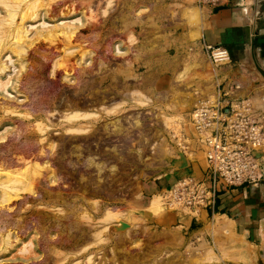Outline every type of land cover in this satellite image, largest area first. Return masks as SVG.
I'll return each mask as SVG.
<instances>
[{"label":"rangeland","instance_id":"rangeland-1","mask_svg":"<svg viewBox=\"0 0 264 264\" xmlns=\"http://www.w3.org/2000/svg\"><path fill=\"white\" fill-rule=\"evenodd\" d=\"M65 1L0 0V152L14 165L0 169V264H239L243 249L231 233L211 239L194 235V226L161 223L163 212L196 217L205 210L164 197L170 191L175 201L172 189L198 181L205 167L204 135L190 115L198 101L213 100L222 66L211 65L199 44L207 7L196 0H88L81 7L80 0ZM70 24L76 34L63 36ZM87 68L82 78L74 76ZM252 75L264 86L256 70ZM53 89L58 94L49 104ZM70 97L80 104L101 97L102 103L53 109ZM74 112L97 115L89 124L99 128L97 144L67 140L70 123L63 117ZM25 146L34 150L28 159L17 150ZM76 146L92 160L82 187L59 165L58 153L66 160ZM38 164L40 175L30 170ZM26 168L31 179L4 202L6 176ZM87 177L99 180L98 192Z\"/></svg>","mask_w":264,"mask_h":264},{"label":"crops","instance_id":"crops-1","mask_svg":"<svg viewBox=\"0 0 264 264\" xmlns=\"http://www.w3.org/2000/svg\"><path fill=\"white\" fill-rule=\"evenodd\" d=\"M198 38L202 47L219 46L230 54V62L217 68L221 87L237 88L230 93L239 99L261 97L256 90L263 85L252 74L256 66L264 72V0H220L217 7L205 8ZM163 216V224L186 230L194 226V235L209 233L212 239L229 232L235 247L243 249L237 254L239 264H264V185L223 189L196 217L180 212Z\"/></svg>","mask_w":264,"mask_h":264},{"label":"built area","instance_id":"built-area-1","mask_svg":"<svg viewBox=\"0 0 264 264\" xmlns=\"http://www.w3.org/2000/svg\"><path fill=\"white\" fill-rule=\"evenodd\" d=\"M205 7H217L220 0H196ZM211 65L230 62L229 52L219 46H203ZM237 88L218 86L213 100L198 101L191 112L192 126L203 133L205 167L200 179L180 183L172 189L169 204L207 209L223 189L264 185V96L259 102L239 99L230 93ZM174 202V203H172ZM168 204V205H169Z\"/></svg>","mask_w":264,"mask_h":264},{"label":"bare ground","instance_id":"bare-ground-1","mask_svg":"<svg viewBox=\"0 0 264 264\" xmlns=\"http://www.w3.org/2000/svg\"><path fill=\"white\" fill-rule=\"evenodd\" d=\"M86 1H88V0H80V2L78 3V2H76V1H73V2H76V3H78L79 4V6L81 7V6H83V3L85 2L86 3ZM65 2H67V0L65 1ZM60 3V2H59ZM63 3V4H62ZM70 3V2H69ZM71 3H72V1H71ZM28 4V3H27ZM55 6V5H54ZM63 6H65V4H64V2H61V4L60 5H57V7L56 8H54V9H56V10H54V9H52V10H50L51 11V13H53L54 11H58L59 9H61ZM72 6H73V4H72ZM33 15V14H32ZM23 18H24V16H23ZM22 27V26H21ZM20 28V27H19ZM24 29V28H23ZM76 27H74L73 28V26H72V24H70V25H65V26H63L62 27V32L65 34H70V33H74L75 31H76ZM85 29V28H84ZM89 29V28H88ZM78 30V29H77ZM13 31V30H12ZM16 33L18 32V29H16V31H15ZM15 32H13V35L15 34ZM63 35V36H66L67 37V35ZM74 34H76V33H74ZM23 36V35H22ZM71 36V35H70ZM79 36V35H78ZM95 36V35H94ZM24 37V36H23ZM65 37V38H66ZM74 37H75V35H74ZM74 37H73V39H74ZM81 37V36H80ZM96 37V36H95ZM70 38V37H69ZM72 38V37H71ZM25 39V38H24ZM75 39H77V38H75ZM79 39V38H78ZM92 39H93V36H92ZM92 39H90V40H92ZM70 40V39H69ZM84 39H82V41L80 42V40H79V42H80V44L83 42V44H84V42H85V40L83 41ZM78 41V40H77ZM90 42V41H89ZM91 42H94V39H93V41H91ZM78 43V42H77ZM87 43V42H86ZM98 46V45H97ZM90 47V46H89ZM93 47H94V45H93ZM87 55L88 54H86L85 52L84 53H82L81 54V62L82 61H84V58L85 57H87ZM83 64H85V61H84V63ZM79 66H80V64H79ZM82 69V68H81ZM91 70V68H87V69H85L84 71L83 70H77L76 71V73H74V76H75V74H76V78L77 79H79V78H82V76H83V74H85L86 72L88 73L89 71ZM65 71H66V69H65ZM67 72V71H66ZM65 73V72H64ZM4 82V81H3ZM54 88V87H53ZM53 91L55 92V90L53 89ZM52 91V92H53ZM56 93L58 94V92L56 91L55 92V94H54V96H53V98H51V100H49L48 102H49V104L51 103V102H53L55 99H56V97H55V95H56ZM50 95V94H49ZM51 96V95H50ZM47 99V98H46ZM48 100V99H47ZM144 100V99H143ZM145 100L147 101V99L145 98ZM45 101V100H44ZM64 101V104H61V102H58L57 103V105H54V103H53V109H55V108H64V109H71V110H77V109H79V108H89V107H94V106H98L99 104H101L102 103V101H101V97H99V98H94V99H92L91 101H90V103L88 102V103H86L85 101H83V103L82 104H80L79 102H74V99L73 98H66L65 100H63ZM141 105V104H140ZM116 106V105H115ZM4 107V106H3ZM40 107H44L45 108V106L42 104V105H40ZM113 108V107H112ZM118 108V107H117ZM45 109H47V107L45 108ZM110 109H111V107H110ZM109 109V110H110ZM5 111V110H4ZM7 112V111H6ZM41 112H43V111H41ZM45 112V111H44ZM46 113V112H45ZM106 113V112H105ZM108 113V112H107ZM111 113V112H110ZM10 114V113H9ZM97 115H95V114H90V113H88V114H81V113H78V112H74V113H70V114H68L67 113V115H64V117L63 118H65L66 119V121L68 122V123H70L69 124V127L70 128H68V129H66V135H68L66 138H67V140H78V139H81L84 143L86 142V143H88V141L90 140V139H92L93 141H95L94 142V144H97L96 143V139H97V134L95 133L96 132V130H98L99 128H93L92 126H90L89 124L92 122V123H96V120H97V117H96ZM38 128H39V126H37ZM114 127V126H113ZM89 128H91V129H93L92 130V134H90V129ZM40 130V129H39ZM98 132V131H97ZM16 134H18V133H16ZM16 136V135H15ZM17 136H19V134L17 135ZM16 138H18V137H16ZM101 139V138H100ZM40 140H42V139H40ZM111 142V141H110ZM109 142V143H110ZM24 143V142H23ZM91 143V142H90ZM22 144V143H21ZM28 144V143H27ZM36 144V143H35ZM93 144V143H92ZM99 144H100V142H99ZM16 145V144H15ZM88 145V144H87ZM102 145V144H101ZM0 146H2V145H0ZM19 146V145H18ZM70 146V145H69ZM83 146H84V144H83ZM8 147V146H7ZM30 147V146H29ZM29 147H19L17 150L18 151H20V152H22V153H27L28 154V156H24L25 158H27L28 159V157L30 156L31 157V153L33 152L34 153V150H33V148H29ZM48 147V146H47ZM52 147V146H51ZM60 147H61V151L63 152L64 151V148H65V141H61V144H60ZM85 147H86V145H85ZM94 147V146H93ZM1 148V147H0ZM3 148V147H2ZM92 149V148H91ZM93 149H95V148H93ZM9 150V149H8ZM6 151V150H5ZM3 152V151H2ZM2 152H0V161H2V163H0V169H1V167H2V170H6L7 168H12V167H10V166H14L13 165V158H11V159H5L4 157H3V153ZM59 152V151H58ZM62 152L61 153H58V155L60 156V158H62L61 159V161H60V163H59V165H60V167L64 170V174H65V176H70V178H71V180L73 181V185H78V186H81L82 187V185H83V183L84 184H86L87 183V181H86V178L84 177V171H88L89 170V167H90V161H92V160H90V158L88 157V156H86V157H83V156H81V152H80V149H79V146H76L75 148H71V149H69L68 151H67V154H68V159H66L65 160V158H64V156H63V154H62ZM37 153V152H36ZM41 155L43 154V153H40ZM55 154V153H54ZM36 156V155H35ZM34 156V157H35ZM92 156V155H91ZM7 157V156H6ZM40 157V156H39ZM97 157V156H96ZM21 158V157H20ZM37 157H35V159H36ZM54 158V157H53ZM52 158V159H53ZM74 158V159H73ZM94 158V157H93ZM15 159V158H14ZM26 159V160H27ZM30 159H32V158H30ZM60 160V159H59ZM29 161V160H28ZM33 161H35V160H33ZM15 164H17V162H14ZM93 163V162H92ZM19 164V163H18ZM21 166V165H20ZM53 166V165H52ZM93 166V165H92ZM99 166L100 165H97V164H94V174H96V176L97 175H99V173H100V171H101V169L99 168ZM19 168V167H18ZM21 168V167H20ZM43 167H41L40 168V166H39V164H38V167L37 166H35V165H33L32 166V168L30 169V170H32V169H34V171H36L37 172V175H40V174H38V172L42 169ZM16 170V169H15ZM30 170L28 171V169L26 168L25 169V171L23 172V173H13V172H9V174L6 176V181H5V183H4V191L2 192L3 193V201L4 202H7V201H10L13 197L11 196V194L12 193H17V192H19V189H22V187H24V185H26L27 184V182L31 179V173H30ZM54 170V169H53ZM92 170V171H93ZM17 171V170H16ZM90 171V170H89ZM3 174V173H2ZM62 175V174H61ZM86 176V175H85ZM90 176H92V175H90ZM50 177V176H49ZM98 177V176H97ZM91 178V177H90ZM90 178H88L87 177V179H88V181L89 182H91L93 185H94V189L98 192L99 191V187H98V185H96V183H99V180L98 179H90ZM53 178L51 177V180H52ZM57 180V179H56ZM85 181H86V183H85ZM30 183V182H29ZM55 184V183H54ZM36 185V184H35ZM72 185V184H71ZM36 192V191H35ZM102 192V191H101ZM94 193V192H93ZM100 193V192H99ZM19 194H21V193H19ZM19 194H17L18 196H19ZM102 194V193H101ZM17 195L15 194V197H17ZM24 195V194H23ZM37 195V194H36ZM39 195V194H38ZM22 196V195H21ZM51 195L49 194V193H44L43 194V196L42 197H44V198H46V197H50ZM53 196V195H52ZM54 196H55V199H59L62 203H65V201L63 200V199H61L58 195H56V193L54 194ZM54 196H53V198H54ZM64 196V195H63ZM36 198H37V196H35ZM154 198V197H153ZM54 200V199H53ZM153 201V200H152ZM151 201V202H152ZM154 201H155V199H154ZM154 201H153V203H154ZM157 201V200H156ZM14 201H12V203H13ZM52 203V202H51ZM66 204V203H65ZM74 203H72V204H67L66 206L68 207V208H70L71 210H73L74 208H75V206L73 205ZM152 204V203H151ZM12 204L10 203V206H11ZM63 206V205H62ZM13 207V206H12ZM12 207H10V209L12 208ZM50 207V206H49ZM66 207V208H67ZM78 207V206H77ZM38 208V207H37ZM9 209V210H10ZM49 209V208H48ZM69 209V210H70ZM79 209V208H78ZM94 208H91V210H93ZM64 210V209H63ZM75 210V209H74ZM68 211V210H67ZM79 211H80V209H79ZM83 211V210H82ZM107 211V210H106ZM77 212V211H76ZM97 212H99V208H97ZM108 212V211H107ZM110 212V211H109ZM7 213V212H6ZM61 213V212H60ZM112 212H110L109 214H111ZM114 213V212H113ZM2 214V213H1ZM16 214V213H15ZM89 214V213H88ZM87 214V215H88ZM8 215H9V213H8ZM116 215V214H115ZM3 217V216H2ZM11 217V216H10ZM9 217V218H10ZM78 217H79V215H78ZM81 217V216H80ZM4 218V217H3ZM2 218V219H3ZM6 218V217H5ZM4 218V219H5ZM8 218V217H7ZM8 218V219H9ZM14 218V217H13ZM12 218V219H13ZM15 219V218H14ZM42 219V218H41ZM105 220V219H104ZM4 221V220H3ZM11 221V220H10ZM13 221V220H12ZM18 221V219L16 220V222ZM103 221V220H102ZM163 221L164 220H162L161 221V223H163ZM4 222H7V220L6 221H4ZM4 222H2V224L4 223ZM14 222V221H13ZM24 222V221H23ZM25 222H28L27 220L25 221ZM45 222V221H44ZM165 222V221H164ZM12 223V222H11ZM15 223V222H14ZM13 223V224H14ZM105 223H106V221H105ZM26 224V223H25ZM29 224V223H28ZM44 224V223H43ZM57 224H58V222H57ZM53 225V224H52ZM51 225V226H52ZM55 225V224H54ZM53 225V226H54ZM60 225V224H59ZM5 226V225H4ZM29 226V225H28ZM58 226V225H57ZM61 226V225H60ZM69 227H70V225H68ZM12 227V226H11ZM14 227V226H13ZM26 227V226H25ZM56 227V226H55ZM62 227V226H61ZM20 228H22V225L20 224ZM19 228V229H20ZM17 229V228H16ZM29 229V228H28ZM8 230V229H7ZM11 230V229H10ZM12 230H13V228H12ZM23 230V229H22ZM18 231V230H17ZM16 231V232H17ZM25 231H26V229H25ZM28 231V230H27ZM8 232H9V230H8ZM10 232H12V231H10ZM24 232V231H23ZM18 233V232H17ZM22 234V232H19V234ZM26 233V232H25ZM18 235V234H17ZM26 236V235H25ZM18 238V237H17ZM22 239V238H21ZM6 240V239H5ZM26 244V243H25Z\"/></svg>","mask_w":264,"mask_h":264},{"label":"water","instance_id":"water-1","mask_svg":"<svg viewBox=\"0 0 264 264\" xmlns=\"http://www.w3.org/2000/svg\"><path fill=\"white\" fill-rule=\"evenodd\" d=\"M256 71L259 73V75L261 76V78L264 80V72L256 66Z\"/></svg>","mask_w":264,"mask_h":264}]
</instances>
